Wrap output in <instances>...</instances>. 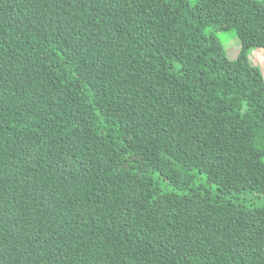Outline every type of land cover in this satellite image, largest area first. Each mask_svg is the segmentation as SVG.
Here are the masks:
<instances>
[{"label":"trees","instance_id":"trees-1","mask_svg":"<svg viewBox=\"0 0 264 264\" xmlns=\"http://www.w3.org/2000/svg\"><path fill=\"white\" fill-rule=\"evenodd\" d=\"M256 47L264 0H0V264H264Z\"/></svg>","mask_w":264,"mask_h":264},{"label":"rangeland","instance_id":"rangeland-1","mask_svg":"<svg viewBox=\"0 0 264 264\" xmlns=\"http://www.w3.org/2000/svg\"><path fill=\"white\" fill-rule=\"evenodd\" d=\"M218 36L222 41L224 50L229 59H234L240 48V41L237 38L233 29L219 32ZM251 61L259 65L264 71V47H256L251 50ZM247 197L251 196L250 193L246 194ZM253 202L256 205H264V196L254 197Z\"/></svg>","mask_w":264,"mask_h":264}]
</instances>
